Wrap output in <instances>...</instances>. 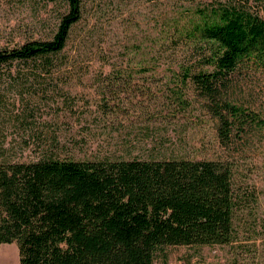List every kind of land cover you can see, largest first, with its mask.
Masks as SVG:
<instances>
[{
  "label": "rangeland",
  "instance_id": "rangeland-1",
  "mask_svg": "<svg viewBox=\"0 0 264 264\" xmlns=\"http://www.w3.org/2000/svg\"><path fill=\"white\" fill-rule=\"evenodd\" d=\"M198 1L81 0L50 73L18 61L0 68V160L176 154L223 161L247 194L238 219L254 233L245 225L230 244L165 245L154 264H264V128L222 144L193 85L181 87L183 102L170 90L180 86L179 65L202 51L170 39L167 20ZM66 10V0H0V48L51 38ZM222 96L264 114V68H239ZM3 256L19 264L15 242L0 245Z\"/></svg>",
  "mask_w": 264,
  "mask_h": 264
},
{
  "label": "trees",
  "instance_id": "trees-1",
  "mask_svg": "<svg viewBox=\"0 0 264 264\" xmlns=\"http://www.w3.org/2000/svg\"><path fill=\"white\" fill-rule=\"evenodd\" d=\"M66 2L52 37L1 47L0 68L32 63L39 75L57 67L56 55L81 17V0ZM169 19L170 39L202 51L179 65L175 98L183 102L181 87L192 84L216 117L222 144L263 129L264 114L222 90L239 68H264V0H199ZM246 195L231 165L217 159L2 157L0 245L15 242L19 264H154L165 245L230 244L241 227L253 231L238 219Z\"/></svg>",
  "mask_w": 264,
  "mask_h": 264
},
{
  "label": "bare ground",
  "instance_id": "bare-ground-1",
  "mask_svg": "<svg viewBox=\"0 0 264 264\" xmlns=\"http://www.w3.org/2000/svg\"><path fill=\"white\" fill-rule=\"evenodd\" d=\"M9 262H10V258L8 256L7 257L3 256L0 258V264H8Z\"/></svg>",
  "mask_w": 264,
  "mask_h": 264
}]
</instances>
